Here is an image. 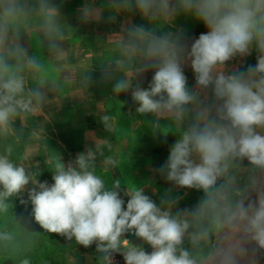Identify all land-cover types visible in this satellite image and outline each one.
<instances>
[{
	"label": "clouds",
	"instance_id": "obj_1",
	"mask_svg": "<svg viewBox=\"0 0 264 264\" xmlns=\"http://www.w3.org/2000/svg\"><path fill=\"white\" fill-rule=\"evenodd\" d=\"M106 10L109 23L125 13L138 14L146 23L121 25L114 40L119 56L101 66V79H114L117 97L131 92L135 113L150 116L144 123L154 136L176 137L159 174L177 189L202 195L193 207L181 209L180 196L169 188L157 203L146 194L149 184L129 186L121 175L114 176L120 160L110 154L107 138L94 141V147L67 163L55 151L44 156L53 182H41V159L34 149L17 155V122L23 127L28 116L42 112L48 103L46 89L54 90L50 85L55 84L52 66L29 47L64 60L66 25L56 0H0L4 261L32 264L29 254L45 236L16 217V198L31 205V218L44 233L74 240L67 247V264H78L76 246L95 245L97 264H114L115 254L125 264H240L250 252L264 251V0H106L100 7L85 3L78 19L99 23ZM181 15L206 28L190 45L182 31L169 30ZM253 52L254 65L226 68ZM185 67L191 68L195 87H189ZM149 71L153 74L145 88L139 77ZM81 82L91 84L92 73L86 72ZM118 105L122 108L124 102ZM116 119L106 113L100 122L112 131ZM101 171H111L110 180Z\"/></svg>",
	"mask_w": 264,
	"mask_h": 264
},
{
	"label": "crops",
	"instance_id": "obj_2",
	"mask_svg": "<svg viewBox=\"0 0 264 264\" xmlns=\"http://www.w3.org/2000/svg\"><path fill=\"white\" fill-rule=\"evenodd\" d=\"M56 2L60 5L63 23L66 25L63 41L66 57L64 60H56L48 54L46 49H40L43 59L52 66L50 78L55 81V84L50 87L54 90L46 89L48 103L42 112L28 116L23 127L20 126L19 121L17 122V131L21 134V144L18 146L17 155L30 154V150L34 149L37 159H41V174L38 179L44 182L41 177L47 172L49 175L50 172L42 162L44 156L51 155L55 151L60 153L63 162L67 163L74 160L77 154L84 152L86 148L94 147V141L107 138L112 145L110 154L116 155L120 160V168L115 171L114 176L121 175L122 182L129 186L135 182L149 184V187L145 189L146 194L152 196L157 203L164 191L172 188L173 194L181 198L179 203L181 209L193 207L202 193L191 189H177L158 172L159 167L166 162L170 146L176 137L154 136L144 123L150 116L145 118L135 113L137 105L131 99V92L121 93L117 97L112 91L114 79L108 81L101 79V66L119 56L114 48V40L121 25L146 22L138 14L125 13L118 16L115 22L109 23L106 20L109 12L106 10L105 20L99 23L82 24L78 19L79 9L90 2L100 7L106 4V0H56ZM169 30L182 31L186 42L190 45L202 32L206 31V28L191 17L181 15L175 20L174 27ZM33 35H37L35 28ZM29 51H35L32 45ZM255 57V52L247 57H237L233 63L227 64L226 68L232 71L243 70L247 65L256 63ZM184 71L188 77L189 87H195L191 68L185 67ZM86 72H91L93 76V82L88 86L81 82ZM120 74L117 72L115 76L118 77ZM152 74L149 71L139 77L142 87L147 88ZM68 77L71 79H67ZM118 101L124 102L122 108L119 107ZM106 113L117 117L112 131H105L100 122V117ZM33 129H36L35 136L29 143L28 137ZM101 174L109 180L112 176L111 171H101ZM50 175L52 176L51 172ZM51 181L47 182L51 184L53 182ZM156 190L159 191L156 192ZM154 192H156L155 195H153ZM121 197L125 200L126 206L128 197L123 195V191ZM3 223L4 221L0 220V224ZM24 223L30 230L39 232L38 229H40L43 235V229L32 220L31 215L25 216ZM125 238L135 244L142 243L131 234H125ZM42 239L43 236L39 237L38 243L29 254L32 264H67V259L62 262L60 256L62 250L72 241L64 243L56 240L46 246ZM23 240L22 245H26L27 240ZM145 250L150 252V246L145 245ZM55 255L56 258L52 259L54 261L52 263V260L48 258ZM74 255L77 256L78 264H97L95 245L89 248L76 246ZM0 264H13V261H4L0 255Z\"/></svg>",
	"mask_w": 264,
	"mask_h": 264
},
{
	"label": "rangeland",
	"instance_id": "obj_3",
	"mask_svg": "<svg viewBox=\"0 0 264 264\" xmlns=\"http://www.w3.org/2000/svg\"><path fill=\"white\" fill-rule=\"evenodd\" d=\"M33 46V48H34V50L36 51V50H38V51H40V49H36L35 48V46L34 45H32ZM41 179H42V181H51V179H52V176L50 175V172H49V175H48V172L46 173V175H44V176H42L41 177ZM44 179V180H43ZM52 182V181H51ZM24 198L25 199H27V196H26V194H25V196H24ZM14 209H13V211H14V213L16 212L17 213V211H21L19 214L17 213V214H15L16 215V217L19 219V217H21L22 219H24L25 220V216L27 215V217H28V215H30V213H31V205L29 204V205H27V206H24V205H21L20 203H19V198H16L15 200H14ZM9 226H11V225H9ZM37 228H39L38 226H37ZM34 229V228H33ZM39 230V232L41 231L40 229H38ZM43 232V235H45V236H43V239H42V242H43V244L44 245H46L47 246V244H50V242H52V241H59V242H64V243H66V242H68L67 240H66V238L65 239H63V237L62 236H60V235H57V234H55V233H49V235H48V233H44V230L42 231ZM54 234V235H53ZM47 236V237H46ZM57 238V239H56ZM23 239H22V237H21V244L23 243ZM28 242V241H27ZM41 242V243H42ZM75 242H74V240L71 242V244H69L68 246H70V245H73ZM67 246V247H68ZM67 247H65V249H63L62 250V252H61V256H60V258H61V260H62V262H65L66 261V256H67V254L69 253V251H70V249H68ZM0 255H1V258H4V255H3V253H0ZM55 258H56V255L54 256V257H49L48 259H50V260H52V259H54L55 260ZM64 260V261H63ZM61 262V263H62ZM52 263H54V261L52 260ZM55 264V263H54ZM240 264H264V254H260L259 256H257L256 258H254L253 260H251V262H248V263H243L242 261H240Z\"/></svg>",
	"mask_w": 264,
	"mask_h": 264
},
{
	"label": "bare ground",
	"instance_id": "obj_4",
	"mask_svg": "<svg viewBox=\"0 0 264 264\" xmlns=\"http://www.w3.org/2000/svg\"><path fill=\"white\" fill-rule=\"evenodd\" d=\"M260 254H264V251L250 252L249 255L245 257L244 259H242L241 261L244 263L251 262V260L259 256Z\"/></svg>",
	"mask_w": 264,
	"mask_h": 264
},
{
	"label": "built area",
	"instance_id": "obj_5",
	"mask_svg": "<svg viewBox=\"0 0 264 264\" xmlns=\"http://www.w3.org/2000/svg\"><path fill=\"white\" fill-rule=\"evenodd\" d=\"M233 62L234 61L228 62V64H231ZM113 260H114V264H125L123 257L119 254H115Z\"/></svg>",
	"mask_w": 264,
	"mask_h": 264
},
{
	"label": "trees",
	"instance_id": "obj_6",
	"mask_svg": "<svg viewBox=\"0 0 264 264\" xmlns=\"http://www.w3.org/2000/svg\"><path fill=\"white\" fill-rule=\"evenodd\" d=\"M18 212V214L21 212V211H17ZM19 219H21V221H22V223H24V219H22L21 217H19ZM21 241V240H20Z\"/></svg>",
	"mask_w": 264,
	"mask_h": 264
}]
</instances>
